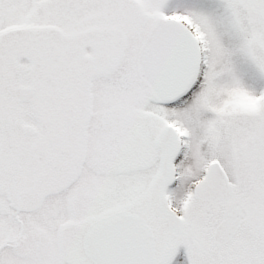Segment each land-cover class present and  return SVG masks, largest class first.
<instances>
[{"label":"snow or ice","instance_id":"1","mask_svg":"<svg viewBox=\"0 0 264 264\" xmlns=\"http://www.w3.org/2000/svg\"><path fill=\"white\" fill-rule=\"evenodd\" d=\"M0 264H264V0H0Z\"/></svg>","mask_w":264,"mask_h":264}]
</instances>
